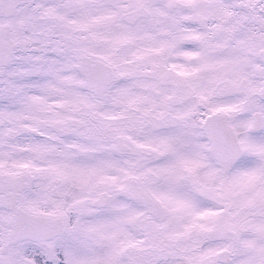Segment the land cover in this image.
Wrapping results in <instances>:
<instances>
[{
    "label": "snow or ice",
    "instance_id": "1",
    "mask_svg": "<svg viewBox=\"0 0 264 264\" xmlns=\"http://www.w3.org/2000/svg\"><path fill=\"white\" fill-rule=\"evenodd\" d=\"M0 264H264V0H0Z\"/></svg>",
    "mask_w": 264,
    "mask_h": 264
}]
</instances>
